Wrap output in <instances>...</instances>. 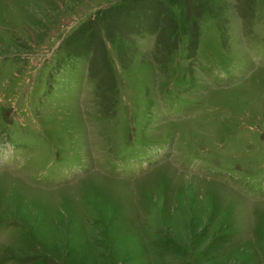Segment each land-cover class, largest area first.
Wrapping results in <instances>:
<instances>
[{"label": "rangeland", "instance_id": "rangeland-1", "mask_svg": "<svg viewBox=\"0 0 264 264\" xmlns=\"http://www.w3.org/2000/svg\"><path fill=\"white\" fill-rule=\"evenodd\" d=\"M0 264H264V0H0Z\"/></svg>", "mask_w": 264, "mask_h": 264}, {"label": "bare ground", "instance_id": "bare-ground-1", "mask_svg": "<svg viewBox=\"0 0 264 264\" xmlns=\"http://www.w3.org/2000/svg\"><path fill=\"white\" fill-rule=\"evenodd\" d=\"M12 179V178H11ZM12 181V180H11ZM13 183H16V184H18L19 186H21L22 187V185H21V183H19V182H15V179H14V181H12ZM24 186V185H23ZM24 188L26 189V187L24 186ZM29 188H27V190H28ZM33 191V190H32Z\"/></svg>", "mask_w": 264, "mask_h": 264}]
</instances>
